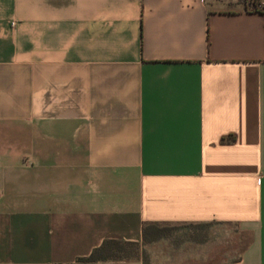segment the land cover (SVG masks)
Returning a JSON list of instances; mask_svg holds the SVG:
<instances>
[{"label": "crops", "instance_id": "0c3cea01", "mask_svg": "<svg viewBox=\"0 0 264 264\" xmlns=\"http://www.w3.org/2000/svg\"><path fill=\"white\" fill-rule=\"evenodd\" d=\"M153 223L233 225L247 241L217 264H264V15L0 0V264L142 249Z\"/></svg>", "mask_w": 264, "mask_h": 264}, {"label": "rangeland", "instance_id": "374dc122", "mask_svg": "<svg viewBox=\"0 0 264 264\" xmlns=\"http://www.w3.org/2000/svg\"><path fill=\"white\" fill-rule=\"evenodd\" d=\"M165 236L127 253L137 264H217L236 259L246 243L233 225L203 226L179 224L163 226Z\"/></svg>", "mask_w": 264, "mask_h": 264}, {"label": "trees", "instance_id": "16d2710c", "mask_svg": "<svg viewBox=\"0 0 264 264\" xmlns=\"http://www.w3.org/2000/svg\"><path fill=\"white\" fill-rule=\"evenodd\" d=\"M245 7L253 12L260 13L264 15V0H243ZM168 224H147L143 228V238L145 243L155 242L165 236V229L163 226ZM193 225V224H189ZM197 226H203L208 224H194ZM138 248L135 245H125L119 242H105L103 246L95 250L88 258L79 260V263L92 264L97 261H105V259H122L128 256H131L127 253V248ZM103 252L105 255H100L99 253Z\"/></svg>", "mask_w": 264, "mask_h": 264}]
</instances>
